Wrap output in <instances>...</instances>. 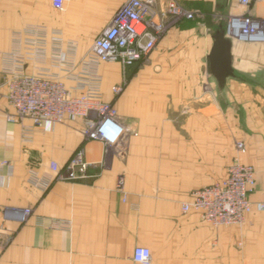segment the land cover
<instances>
[{"label":"crops","instance_id":"1","mask_svg":"<svg viewBox=\"0 0 264 264\" xmlns=\"http://www.w3.org/2000/svg\"><path fill=\"white\" fill-rule=\"evenodd\" d=\"M126 1L64 0L58 11L52 0H0V264H138L137 247L150 251V264H264V211L253 210L240 226L212 227L182 210L196 191L225 179L235 157L254 170L250 202L264 203V41L227 39L234 77L223 86L208 61L215 11L264 20V0L247 7L240 0H180L200 19L169 29L149 61L129 70L119 96L111 87L122 82L120 66H98L103 101L135 133L122 156L85 139L81 120L36 128L29 141L20 125L7 122L5 55L13 35L45 28L50 57L52 34L59 33L64 51L77 44L78 61ZM79 148L91 164L87 179L36 185ZM20 210L30 212L24 223L4 220Z\"/></svg>","mask_w":264,"mask_h":264},{"label":"built area","instance_id":"2","mask_svg":"<svg viewBox=\"0 0 264 264\" xmlns=\"http://www.w3.org/2000/svg\"><path fill=\"white\" fill-rule=\"evenodd\" d=\"M248 1L240 0V3L246 5ZM52 6L61 11L64 0H52ZM195 14L185 11L177 0H164L163 4L157 0H127L78 61L77 44L71 42L64 51L59 33L52 34L50 57L45 28L30 26L14 34V49L5 55L8 65L6 99L12 109L6 116L7 122L20 125L24 140L29 141L36 128L50 131L65 120H81L85 139L102 143L106 151L112 149L117 156L124 155L126 141L135 133L120 121L114 105L103 101L98 66H120L122 82L112 86L111 92L114 96L121 95L130 68L148 62L167 29L181 20H192ZM224 36L243 42L264 41V20H255L248 15L230 18L226 20ZM27 67L31 73L27 72ZM66 81L72 85L67 86ZM235 148L242 152L244 145L237 142ZM90 165L85 161L84 150L79 148L64 169L59 170L51 164L53 177L35 183L46 188L52 181L85 180ZM254 184L253 168L235 157L226 178L196 191L192 200L183 204L182 210L184 213L197 212L212 227L240 226L253 210L264 211V203L253 205L249 200ZM116 188L123 192L121 179ZM29 215L28 210L6 212L4 220L24 223ZM133 261L150 264V251L135 248Z\"/></svg>","mask_w":264,"mask_h":264},{"label":"water","instance_id":"3","mask_svg":"<svg viewBox=\"0 0 264 264\" xmlns=\"http://www.w3.org/2000/svg\"><path fill=\"white\" fill-rule=\"evenodd\" d=\"M208 61L209 70L216 78L219 86L224 85L226 78L234 77L231 65L230 42L224 38L223 32H218L213 36V46L208 55ZM137 66V64L132 66L130 68V73H132Z\"/></svg>","mask_w":264,"mask_h":264},{"label":"rangeland","instance_id":"4","mask_svg":"<svg viewBox=\"0 0 264 264\" xmlns=\"http://www.w3.org/2000/svg\"><path fill=\"white\" fill-rule=\"evenodd\" d=\"M177 2L179 3V5L181 6V7H183L184 9H185V11H187V12H195L196 14H195V16H194V18L192 19V20H181L180 22H178L177 24H174V25H171L168 29H167V31L169 30V29H171L172 27H176V26H178L179 24H181V23H183V22H185V21H194V20H197V19H200V15L198 14V12L197 11H195V10H193V9H189L188 8V6L185 4V3H183L182 1H180V0H177ZM249 3H250V0L248 1V3L246 4V5H244L245 7H247L248 5H249ZM216 13L214 14V16L212 17V19H211V22H213V24H214V26L216 27V29L215 30H212L213 32H215V33H217L218 31L220 32H223V34H224V30H225V26H226V20H228V19H230V18H233V17H235V15H228V16H225V17H222L219 13L220 12H218V10L217 11H215ZM256 20V19H255ZM212 32V33H213ZM215 33L213 34V36L215 35ZM212 36V37H213ZM225 37V36H224ZM147 63V62H146ZM144 64V63H143ZM209 89H210V84H208V83H205V85L203 84V86H202V90L205 92V91H209Z\"/></svg>","mask_w":264,"mask_h":264}]
</instances>
